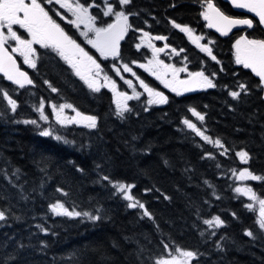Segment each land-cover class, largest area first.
Here are the masks:
<instances>
[{
  "label": "trees",
  "instance_id": "obj_1",
  "mask_svg": "<svg viewBox=\"0 0 264 264\" xmlns=\"http://www.w3.org/2000/svg\"><path fill=\"white\" fill-rule=\"evenodd\" d=\"M207 2L131 0L121 6L130 30L120 58L144 81L157 82L140 67L151 51L137 45V36L164 37L157 41L166 46L164 60L214 74L215 87L168 90L162 92L167 102L159 105L133 99L118 115L111 91L90 89L49 48H37L36 67L28 70L32 84L21 88L0 75V264H156L168 247L193 252L190 264H264V229L248 200L234 193L232 177L243 168L259 175L248 184L264 199L263 87L250 68L236 63L233 50L235 36L264 40V32L256 22L227 38L211 31L203 38ZM211 2L242 19L224 1ZM174 23L202 37L211 55ZM150 85L160 93V85ZM4 91L16 101L14 112ZM229 91L241 94L234 99ZM66 104L70 114L95 117L96 127L54 119L53 106ZM41 106L47 120L40 119ZM32 120L36 124L24 122ZM184 120L223 147L205 141ZM44 130L52 135H40ZM240 151L248 153L246 163ZM120 183L132 186L130 195L144 209L128 207L131 202L114 187ZM55 203L100 218L56 215ZM214 217L220 226L204 223Z\"/></svg>",
  "mask_w": 264,
  "mask_h": 264
},
{
  "label": "snow or ice",
  "instance_id": "obj_2",
  "mask_svg": "<svg viewBox=\"0 0 264 264\" xmlns=\"http://www.w3.org/2000/svg\"><path fill=\"white\" fill-rule=\"evenodd\" d=\"M51 3V0H48ZM58 3L61 4L62 8H66L76 16V20L69 21L70 23L75 24L79 27V23H84L87 20L88 31L82 32L83 35L87 39V43L91 44L93 48H95L101 56L107 58L108 56H112L116 58L119 56V41L123 39L125 32L128 30L130 25L128 24V15L124 11H113V7L111 5L108 6L107 11L104 12L105 16L110 14H114L116 17V23H110L106 27H95V17L88 15V7L78 2L73 6L68 3L67 0H57ZM233 4L237 8H246L250 12H254L258 17L261 24H264V0H232ZM119 5L124 6L131 3V0H118ZM203 17L205 20L209 21V27H216L217 31H220L222 35H227L228 31L231 28L237 25H248L252 26L253 21L251 19H233L217 9L211 0L207 2V9L203 13ZM79 22V23H78ZM18 25L19 28L25 29L29 35L31 36L30 40L22 39L20 35L17 34L16 31L13 30V26ZM174 27L180 28L181 31L188 32L191 36V30L187 27H181L179 24L174 23ZM4 29H7V36H5ZM88 32L94 33V38H88ZM148 33H145L147 36ZM10 38L17 42L19 47L14 48L13 51H19L20 54L24 57V62L28 64L30 67L35 68L36 64L31 59V56L34 53V49L32 48L33 44H39L44 48H53L71 67L75 70V74L80 77L81 80L87 84V86L95 92H99L101 87H105L111 85L113 91L116 89V84L114 81H111L108 76H104L105 84L100 85L94 79H92L93 72L96 76H99L101 72L100 65L96 62V60L88 54L74 40L71 36L65 33L64 29L60 27L56 21H54L48 13L44 10L38 0H0V72L4 74V76L12 81L14 84L19 85L21 88L24 87L25 83L32 84V80L28 78L27 73L21 71L19 67H17L15 60L12 59L11 55L8 54L7 49H5L4 44L6 40ZM156 39H164V37H156ZM200 38L197 37L194 42H197ZM198 47H201L203 51H207L209 55H211V49L206 46H201L197 44ZM236 63L242 64L245 68H250L253 73L257 77L260 78L261 87H264V40H249L246 37H241L236 41ZM154 51H163V49H155ZM212 59H215L213 56ZM149 63H152L151 61ZM163 63V62H159ZM144 67V65H141ZM165 68H169V65H164ZM123 70L125 72H130L131 68L128 67L127 64L123 66ZM184 69H172L174 80L175 74L179 71H183ZM117 74H119V69H116ZM154 75L156 73H153ZM133 75H135L133 73ZM214 75V74H213ZM190 76L193 78L190 81H176V83L183 86V91H191L193 90V86L203 87V88H212L216 85L212 82V80L204 74L203 71L190 73ZM159 79L160 77L157 76ZM131 86V81H126ZM141 86L149 93V96L154 97L149 101V103H166L167 97L163 96L162 93L154 92L153 89L149 88L147 84H145L142 80L140 81ZM165 86L170 87L171 85L165 81ZM241 91L246 92L247 88L245 85H239ZM53 91H56L53 88ZM172 91L177 92L178 89L176 87H172ZM179 94V93H178ZM240 92L232 91L230 95L236 99L240 96ZM139 93H136L138 96ZM117 109L118 115H122L124 111H127V105L123 103L124 101L133 99V96H128L126 93H117ZM3 98L7 99L9 105H11V110L14 112L16 110L17 104L16 101L13 100L7 91L3 92ZM64 108H72L71 104L60 105L59 110L56 109V106H53V110L56 111L57 121L63 123L64 121L61 119V113ZM40 111V119L47 120L48 117L44 115L43 106L39 109ZM77 117H81V120L87 121V127L95 128L96 127V118L93 116H81V113H76ZM193 115H196L200 120H203L204 117L199 113L193 110ZM25 123L36 124L35 120L32 121H24ZM69 123L79 122L76 121L75 118L68 121ZM184 124H186L189 128L195 130L198 135L202 136L203 139L209 143H214L220 147H223L220 140L217 139L214 142L210 137L204 135L199 129L196 128L195 124L191 123L189 120H184ZM42 136H50L52 133L50 131L44 130L40 133ZM57 140L61 139V137L57 136ZM67 142V141H66ZM240 159L243 162H247L248 153L245 151H240L237 153ZM235 174V173H234ZM239 179H253L259 180L261 177L253 175L247 169L240 172ZM104 180H108L109 177L104 176ZM207 183V182H206ZM114 187L118 192L124 193V199L131 201L128 204L129 208L139 207L144 209V204L140 203L137 200H134L133 196L129 194V190L132 187L131 185L125 184H116ZM237 192H242L245 195H250V199H257L255 193L252 192L251 188H237ZM260 204V219L258 221L259 228L264 229V199L259 200ZM248 208H252V205H247ZM51 210L56 215H65V216H80L84 215L89 217V219L97 220L100 217L92 216L91 214L84 212L80 213L77 211H69L64 207L62 203H55L51 206ZM144 216H150V213L145 209ZM5 219V213L0 211V220ZM205 224L213 225L215 224L217 227L222 224V221L219 217H214L212 220H205ZM248 236H253L251 231L246 233ZM167 247V246H166ZM183 256L192 257L194 253L191 251H185L182 253ZM158 264H175V258L173 260H165L161 259L158 261Z\"/></svg>",
  "mask_w": 264,
  "mask_h": 264
},
{
  "label": "rangeland",
  "instance_id": "obj_3",
  "mask_svg": "<svg viewBox=\"0 0 264 264\" xmlns=\"http://www.w3.org/2000/svg\"><path fill=\"white\" fill-rule=\"evenodd\" d=\"M118 1V0H117ZM110 4L107 3V1H104V4L102 5L101 7V15L103 16V18H105L107 20V22L104 24V27L107 26L108 24L110 23H113V20L112 19H115V15L114 14H110L108 16H105L104 15V12L107 11L106 9V6H109ZM121 6V5H120ZM113 11H123L122 9H118L117 8V5L116 3H113ZM99 12V10H98ZM96 20L97 18L95 17V23H94V26L95 27H101L99 25H97L96 23ZM128 21H129V17H128ZM69 28V27H67ZM180 29V28H178ZM88 31V27H87V24H86V27L85 29L81 30L80 33L82 32H86ZM71 33L75 34L77 37H79V34L74 31V30H71L70 31ZM230 35V34H229ZM247 36L245 33L241 34V36H235L233 38V41H234V54H235V57H236V48H235V44H236V41L239 40L241 37H245ZM82 37H84L82 35ZM88 38H93V35L91 34V32H88ZM147 38H150V37H147V36H144L142 35L141 33L137 36V45L140 46V47H147L150 49V51L152 52L153 54V51L154 49L149 45L148 41H147ZM87 40V39H86ZM91 48H90V51H89V54L96 60V62L100 65V68H101V72L99 74V76H96L95 73L93 72L92 74V79H94L98 84L100 85H103L105 84V81H104V76H108L109 79L111 81H114L115 84H116V89L115 91L112 90L111 88V85H108V86H105V87H101L100 89L102 88H106L107 90L111 91L112 93V97H113V102L115 104V107L117 109V99H118V96H117V93H126L128 96H133L134 98H137L138 100L140 99H144L146 104L148 106H151V105H159L161 103H149L150 100L152 99H155L154 97H151L149 96V93L141 86L140 84V81L142 80L145 84L148 85L149 88L153 89V91H156V92H159L157 91L154 87H152V85H150V83H157L158 85H160V93L162 92H165V91H172V87H181L182 85L176 83V81H181L182 79H185L187 74L182 78L181 77V74L180 72H177L175 74V80H174V75H173V71L172 69H179L181 68V66H177V65H174V64H171V61L172 60H164L163 58L160 59L161 62H163L162 64L161 63H157L156 60H155V57H153L152 55V60L151 62L152 63H148L150 65H153L154 68H155V71L154 73H156L155 75L152 73H150L149 75L151 77H153L157 82H152V81H144L143 79H141L137 74H136V71L134 70L133 68V64L128 65L129 68H131V71L130 72H125L123 70V66L126 64L124 63L120 57H116V58H105L103 56L100 55V53L92 47V45L90 44ZM159 48V47H158ZM53 49V48H52ZM171 51V50H169ZM155 55L159 58V56L157 55L158 51H154ZM166 53V52H165ZM20 54V53H19ZM172 55V51L171 53L168 55L169 58L170 56ZM61 57V56H60ZM20 58L22 59L20 61L21 65L25 66V68H30V69H33L32 67H30L28 64H26L24 62V57L22 55H20ZM62 58V57H61ZM31 59L35 62L36 64V57H34L33 55L31 56ZM63 59V58H62ZM64 60V59H63ZM100 61H104L106 62V68L103 67V65H101V63L99 62ZM65 61V60H64ZM164 65H169L170 67L169 68H165ZM71 66V65H70ZM116 69H119V74H117V71ZM146 68H143L144 71ZM73 71L75 72V70L73 69ZM133 73L135 75H133ZM157 76H159L160 78L158 79ZM210 78V77H209ZM193 78L192 77H188L186 80H192ZM212 79V78H210ZM126 81H131V86L126 83ZM165 81L168 82L171 86L170 87H166L165 86ZM201 89H205L203 87H200ZM178 89V88H177ZM230 92V91H229ZM136 93H139L138 96H136ZM133 98V99H134ZM127 101H124L123 103H125L127 105ZM144 102V103H145ZM118 111V109H117ZM39 112V115H40V111L38 110ZM53 116H54V119L57 120L56 118V111L53 110ZM75 118L76 121H79V123H85V125L87 126V121H84V120H81V117H77L76 115V112L74 111L73 113H68L66 112V110H63L62 113H61V119L64 121L63 123L64 124H72V123H69L68 121ZM74 123V122H73ZM213 142L215 140H212ZM210 144H213L215 147H219L218 145H215L214 143H210ZM246 168H243V169H240V170H237V171H234L232 173V177L235 181V187H234V193L236 195H240V196H243L245 197L247 200H248V205L251 204L252 205V208L251 210L254 212L255 216H256V219L257 221H259L260 219V204H259V200H261L260 198H258L257 196V199L253 200V199H250V195H245L243 194L242 192H237L236 189L237 188H241V189H244V188H251L248 184L249 181H258V180H253V179H239V174L240 172L244 171ZM248 170V169H247ZM249 171V170H248ZM235 173V174H234ZM253 174V173H252ZM255 175V174H253ZM255 176H259V175H255ZM260 177V176H259ZM260 180V179H259ZM116 185V184H115ZM126 185V184H125ZM116 189V188H115ZM117 190V189H116ZM253 192V190H252ZM121 193V192H119ZM254 193V192H253ZM124 197V193H121ZM129 194H130V190H129ZM256 195V194H255ZM131 202V201H130ZM213 219V218H212ZM210 219V220H212ZM215 224H213L214 226ZM185 252L184 250H181L179 248H170L168 247L167 250H166V253L164 254V256H162L161 258H159L157 261H156V264H158V261H160L161 259H165V260H173V258H175V264H190V261L192 260L193 256L192 257H186V256H183L182 253Z\"/></svg>",
  "mask_w": 264,
  "mask_h": 264
},
{
  "label": "flooded vegetation",
  "instance_id": "obj_4",
  "mask_svg": "<svg viewBox=\"0 0 264 264\" xmlns=\"http://www.w3.org/2000/svg\"><path fill=\"white\" fill-rule=\"evenodd\" d=\"M104 1H107V3H109L112 7H113V3H116L117 8L118 9H122L117 0H78L79 3H81V4L85 5L86 7H88V15L96 17L97 18L96 23H97V25H99L101 27H104V24L107 22V20L105 18H103V16L101 15V7L104 4ZM38 2L41 4V6L44 8V10L48 13V15L54 21H56V23H58L61 28L64 29L65 33H67L69 35V33H70L69 30H74V31H76L79 34V37H76V38H73L71 35L70 36L74 40H76V42L78 44H80V46L82 48H84V50L86 52H88V54H89L91 46H90V44L87 43L86 38L82 37V35L80 33L81 30L85 29L86 24H87V20H85L84 23H79L78 22L79 23V27H77L75 24L69 22V21L76 20V16H74L73 13L71 11H69L68 9L62 8L61 4L58 3L57 0H51V3H49L48 0H38ZM67 2L74 6L75 3L77 2V0H67ZM107 8H108V6H106V9ZM98 10H99V12H98ZM112 20H113V23L116 22V18L112 19ZM128 24H129V21H128ZM67 27H69V28H67ZM13 30L16 31L17 34L20 35L22 39H26V40H30L31 39V36L29 35V33L25 29L19 28L18 25H14L13 26ZM129 30H130V27H129ZM3 31L5 33V36H7L8 35L7 34V29H4ZM141 33H142V35L145 36L144 32L141 31ZM91 34L93 35V38H94V33L91 32ZM147 41H148L149 45L153 49L166 48V46H164V45L162 47L158 46L157 40L150 41V40L147 39ZM4 45L17 57V59L19 61L22 60L20 58V55H21V54H19L20 52L19 51H13L14 48L19 47L17 45L16 41L8 38ZM121 46H122V43H121ZM38 47L40 48L41 46L39 44H33L32 45V48L35 50L34 53H33L34 57L37 55V48ZM158 47H160V48H158ZM42 48H44V47H42ZM49 49L55 51L51 47H49ZM120 52H121V49H120ZM108 57L109 58H113L112 56H108ZM99 62L104 67V65H105L104 63H106V62L100 61V60H99ZM66 64L69 65L67 62H66Z\"/></svg>",
  "mask_w": 264,
  "mask_h": 264
},
{
  "label": "water",
  "instance_id": "obj_5",
  "mask_svg": "<svg viewBox=\"0 0 264 264\" xmlns=\"http://www.w3.org/2000/svg\"><path fill=\"white\" fill-rule=\"evenodd\" d=\"M225 1L228 2V3H230V4L233 6V8L235 7L234 4H233V2H232V0H225ZM239 9H242V8H239ZM244 10H245V13H246V14H249V15L253 16L254 18H256V19L259 21V17H258L254 12H250V11H249L248 9H246V8H244ZM115 23H116V22H115ZM259 23H260V21H259ZM208 24H209V21H208ZM243 26H248V25H237V26L231 28V30H235V29L241 28V27H243ZM260 26H261V27L263 28V30H264V24H261V23H260ZM248 27H249V26H248ZM210 28H211V30L217 32L218 34H221L220 31H217V28H216V27H210ZM231 30H230V31H231ZM230 31H228V32H230ZM124 37H125V34H124ZM124 37H123V39H124ZM123 39H122V40H123ZM122 40L119 41V52H120V46H121V41H122ZM5 49H6V48H5ZM7 52H8L9 55H11L10 52H9L8 50H7ZM11 57H12L13 60H15L17 67H19L18 62L16 61V59H15L12 55H11ZM19 69H20L21 71L27 73L28 78L30 79V76H29V73H28V72L22 70L20 67H19ZM0 75L4 76V74H3L2 72H0ZM255 76H256V75H255ZM4 77H5V76H4ZM5 78H6V77H5ZM6 79H7V78H6ZM7 81L10 82V83H12V84H14L12 81H9L8 79H7ZM187 81H188V80H187ZM15 85H17V84H15ZM194 88H195V86H193V89H194Z\"/></svg>",
  "mask_w": 264,
  "mask_h": 264
}]
</instances>
